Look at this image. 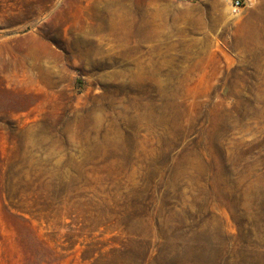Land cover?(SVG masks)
<instances>
[{"label":"rangeland","instance_id":"1","mask_svg":"<svg viewBox=\"0 0 264 264\" xmlns=\"http://www.w3.org/2000/svg\"><path fill=\"white\" fill-rule=\"evenodd\" d=\"M236 1L0 0V264L173 236L264 264V0Z\"/></svg>","mask_w":264,"mask_h":264},{"label":"trees","instance_id":"2","mask_svg":"<svg viewBox=\"0 0 264 264\" xmlns=\"http://www.w3.org/2000/svg\"><path fill=\"white\" fill-rule=\"evenodd\" d=\"M258 228L260 229L261 227H264V219L263 220H260L257 224ZM179 238L176 237V236H173V237H170L168 238L167 240H165V244L162 245V248L158 251V254L156 255V257H154V259H152L151 261H147V257H146V254H145V258L142 259L141 263L142 264H178V259H180L181 257L183 256H186V257H189V254L187 250H185L184 254L180 253V252H176V253H173L172 252V247L173 245L177 246L179 245ZM188 248H192V250H194L195 252H200L199 250V246L201 244H199L198 242H193L191 240H188V242L186 243ZM184 250V248L182 249ZM130 254H135L136 253V250H130ZM203 251V250H202ZM191 258L188 259V263L186 264H204V262H202L201 260H199L197 258V256L191 254L190 256ZM241 258V261L243 260L242 256H240ZM249 261V260H248ZM242 262H244V264H257V263H254V262H251L249 261L248 263L247 262V259L246 260H243ZM137 260H134V258L131 260V263L130 264H137Z\"/></svg>","mask_w":264,"mask_h":264},{"label":"built area","instance_id":"3","mask_svg":"<svg viewBox=\"0 0 264 264\" xmlns=\"http://www.w3.org/2000/svg\"><path fill=\"white\" fill-rule=\"evenodd\" d=\"M240 4H241L240 0H237L235 5H236V7H239Z\"/></svg>","mask_w":264,"mask_h":264}]
</instances>
